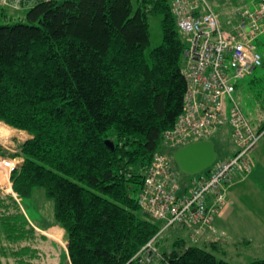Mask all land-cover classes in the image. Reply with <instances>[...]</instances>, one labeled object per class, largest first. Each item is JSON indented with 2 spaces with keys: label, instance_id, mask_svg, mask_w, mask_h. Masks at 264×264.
<instances>
[{
  "label": "trees",
  "instance_id": "trees-1",
  "mask_svg": "<svg viewBox=\"0 0 264 264\" xmlns=\"http://www.w3.org/2000/svg\"><path fill=\"white\" fill-rule=\"evenodd\" d=\"M155 15L162 40L146 52ZM184 45L169 0H35L0 24V122L30 135L13 153L0 146L22 159L9 175L15 196L0 192V264H46L21 202L35 188L53 200L67 264H134L160 231L135 196L182 111ZM162 254L161 264H232L180 237Z\"/></svg>",
  "mask_w": 264,
  "mask_h": 264
},
{
  "label": "built area",
  "instance_id": "built-area-1",
  "mask_svg": "<svg viewBox=\"0 0 264 264\" xmlns=\"http://www.w3.org/2000/svg\"><path fill=\"white\" fill-rule=\"evenodd\" d=\"M34 1L0 0V6L21 10ZM169 4L177 29L185 38L180 73L186 91L181 113L173 126L162 132L158 151L142 171L136 199L144 215L165 221L166 229L188 227L190 241L196 243L206 231L217 234L213 218L226 201L225 184L234 175H246L251 170L252 150L264 134V130L252 128L233 96V82L262 64L254 40L264 32V0H256L252 11L237 10L229 31H223L219 14L208 0H169ZM224 128L229 129L233 154L192 177L188 185L182 184L167 151L208 139ZM18 163L16 158L0 156V167L8 175ZM157 236L141 246L130 261L167 263L155 245Z\"/></svg>",
  "mask_w": 264,
  "mask_h": 264
},
{
  "label": "rangeland",
  "instance_id": "rangeland-1",
  "mask_svg": "<svg viewBox=\"0 0 264 264\" xmlns=\"http://www.w3.org/2000/svg\"><path fill=\"white\" fill-rule=\"evenodd\" d=\"M133 8L137 7V0H131ZM212 5L213 9L219 14V22L223 31H229L230 27L234 24L235 17L234 13L237 10H254L255 1L256 0H208ZM8 8V7H5ZM28 8L21 10H13L11 8L6 9L7 17L0 18V24L5 23H15L20 21V18H24ZM161 15L150 16L148 18L149 22V30H150V42L146 49V52H149L152 48L156 47L161 43L162 40V30H161ZM182 34V33H181ZM183 35V34H182ZM184 37V35H183ZM255 50L260 54L262 64L257 66L252 70V72L246 75L243 78H239L235 80L233 83L236 86V89L233 93V96L238 103L239 108L241 109L243 115L252 126L253 129L259 125V123L264 120V32L258 35L256 40H254ZM8 129V131H12L8 134V138L4 141L0 138V146L2 148L14 149L17 143L22 141V133L13 130L9 126H5L4 123H0V130L4 131ZM9 131V132H10ZM4 138V137H3ZM228 141L229 139H224ZM215 142V140H214ZM215 150L219 155H222L226 152L229 146H227L223 141H216ZM258 144V155L256 154L255 161V169L248 176L247 182L254 189V194L257 195V199L259 201H264V139L259 141ZM7 149V150H8ZM13 153L14 151H9ZM175 151H167L169 160L171 161V165L173 169L179 175V180L182 184L184 182H189V177L193 176L184 171H181L177 164L174 161L173 153ZM2 157H5L2 155ZM204 152L202 156L191 155L189 159L193 162L201 161L205 158ZM9 158V157H6ZM18 161V159H16ZM202 173V172H200ZM198 173V174H200ZM6 175L8 178V172L3 170L0 167V176ZM197 175V174H195ZM8 181L10 182L9 178ZM11 183V182H10ZM0 187L3 190H6L7 187L4 183L0 182ZM11 193V191L9 192ZM137 197V196H135ZM22 205L24 207L25 212L34 219V221H42L41 223H47L52 221L53 218V208L54 203L53 200L47 198L44 194L42 188H35L33 190V195L30 198H23ZM55 224V223H54ZM156 224L161 228L155 245L159 249L160 252L169 253L173 249V242L177 238H186L183 232H178L175 226H170L169 228H164L165 221L156 220ZM200 238V237H199ZM198 238V240H199ZM65 241V237L63 242ZM188 244L196 245L198 247H205L207 250L212 251L218 259H224L232 264H245L246 255H252V257H256V259L264 258V248L260 249V251H256L254 248H246L242 245L229 246L225 250V254L223 255L221 252L215 251V249H211L208 246H204L200 243H193L187 240ZM245 249V250H244ZM64 250V251H63ZM54 257L52 258V262L54 264H67L65 260V252H66V243L62 246L54 245L53 250ZM243 253L239 258H236L235 254ZM255 255V256H254ZM50 261V260H49ZM160 264V263H157Z\"/></svg>",
  "mask_w": 264,
  "mask_h": 264
},
{
  "label": "crops",
  "instance_id": "crops-1",
  "mask_svg": "<svg viewBox=\"0 0 264 264\" xmlns=\"http://www.w3.org/2000/svg\"><path fill=\"white\" fill-rule=\"evenodd\" d=\"M13 130L22 133L23 137L21 142L30 138V135L25 131H21L17 129H13ZM11 132L12 131H10V133ZM262 137L264 139V134L261 136L259 141L262 140ZM7 138L8 136L5 139ZM226 138H228L229 140L228 141L224 140ZM5 139H1V140L4 141ZM206 140L212 142L216 156L213 158L212 162L208 166L192 174L193 176L189 177V180L192 177L196 176L195 174L198 175V173L200 172L208 171L216 161L231 156L235 151V147L232 142L228 128H224L220 133L214 134L212 137L208 139L194 140L181 146L180 148L187 146L191 143L203 142ZM214 140L215 142L223 141V143L229 146L224 154L219 155L217 153V151L215 150ZM21 142L19 141L17 145ZM16 146L14 149H8V148H4V149H8V151H15ZM258 147L259 146L257 144L251 153V158H252L251 170L246 175H241V174L234 175L231 178V180L225 184L226 201L224 202L223 205H221L218 208L213 218V225L218 231L217 234L213 235L210 231H206L204 234L200 236L197 243L201 242L204 246H208L211 249H215V251L221 252L223 255H226L225 250L229 246L231 247L234 246L233 248H236V246L242 245L246 248H254L256 251L257 250L260 251V249L264 248V201H259L256 198L257 195L254 194V189L252 188V186L246 183L248 176L255 169L256 154L258 155L259 152ZM16 159H18V162L22 161V159L19 157H16ZM188 184L189 182H184V185H188ZM0 192L3 194L9 193L7 192V189L2 191L1 187H0ZM11 193H12V189H11ZM24 213L30 226L33 227L34 230L41 235V237L39 238L40 240L36 239L35 241L36 243L38 242L40 246L45 250L44 255L46 256V260H47L46 264H54V262H52L53 260L52 258L54 257L53 255L54 245L56 244L62 246L64 242L66 243V239L63 242L65 237L63 229L59 228L56 224H54L53 220L47 223H41L42 221H38V220L34 221L33 218L28 216L25 210ZM175 227L177 228L178 232H183L186 236V238L184 239L186 241L188 240L191 243L189 238L190 229L188 227H183V228L177 226ZM243 253L245 252L235 254L236 258H239ZM246 256L248 257H246L244 261L245 264L252 259H256V257H252V255H246Z\"/></svg>",
  "mask_w": 264,
  "mask_h": 264
},
{
  "label": "water",
  "instance_id": "water-1",
  "mask_svg": "<svg viewBox=\"0 0 264 264\" xmlns=\"http://www.w3.org/2000/svg\"><path fill=\"white\" fill-rule=\"evenodd\" d=\"M203 152L204 156L206 155V157L201 161L193 162L189 159V156L191 155L202 156ZM215 156L216 153L214 152L213 144L211 141L207 140L203 142L191 143L182 148H178L173 153V158L178 168L181 171H184L191 175L208 166Z\"/></svg>",
  "mask_w": 264,
  "mask_h": 264
},
{
  "label": "bare ground",
  "instance_id": "bare-ground-1",
  "mask_svg": "<svg viewBox=\"0 0 264 264\" xmlns=\"http://www.w3.org/2000/svg\"><path fill=\"white\" fill-rule=\"evenodd\" d=\"M8 134H10V132L8 131V129H6L4 131L0 130V138L1 139H5ZM0 182L4 183L6 185L7 192H10L11 191V184L8 181V178H7V176L5 174L0 176Z\"/></svg>",
  "mask_w": 264,
  "mask_h": 264
}]
</instances>
